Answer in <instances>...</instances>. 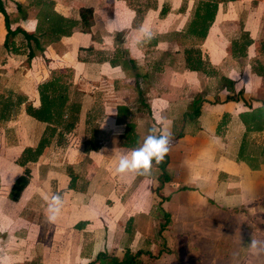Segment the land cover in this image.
I'll return each instance as SVG.
<instances>
[{
  "label": "crops",
  "instance_id": "crops-1",
  "mask_svg": "<svg viewBox=\"0 0 264 264\" xmlns=\"http://www.w3.org/2000/svg\"><path fill=\"white\" fill-rule=\"evenodd\" d=\"M1 2L10 26L28 33L38 14L78 21L80 7H91L93 24H77L28 60L18 36L21 53L3 46L0 13V264H96L97 253L119 258L125 248L145 252L146 263L170 256L173 264L175 256L182 264H222L241 255L244 264H264V238L251 233L264 226V0L217 2L202 39L186 31L195 0ZM142 27L153 33L148 42ZM189 48L210 74L184 67ZM43 81L61 109L81 98L78 119L35 161L21 160L45 133L46 124L24 110L38 106ZM125 124L132 125L130 147ZM167 124L164 174L154 165L147 175L115 174L122 154ZM24 168L26 183L13 186ZM54 193L63 205L49 223Z\"/></svg>",
  "mask_w": 264,
  "mask_h": 264
},
{
  "label": "trees",
  "instance_id": "trees-1",
  "mask_svg": "<svg viewBox=\"0 0 264 264\" xmlns=\"http://www.w3.org/2000/svg\"><path fill=\"white\" fill-rule=\"evenodd\" d=\"M222 0H195L193 14L191 20L187 26V33L195 35L202 39L205 36L207 28L213 20L217 2ZM47 6L52 7V2H44ZM0 13L3 16L5 36L3 39V46L14 54L21 53V50L15 46V38L18 36L25 45V56L29 60L36 56L40 52L44 45L58 40L62 36H69L73 27L77 24L81 26V29L87 30L92 24V9L91 7H80L78 9L79 20L75 21L69 18H64L53 12L51 14L43 13L38 14L36 17L35 31L28 33L21 29L19 26L11 27L8 14L6 13L3 4L0 0ZM244 48V46H242ZM128 62V61H127ZM127 62H122L123 66H128ZM130 64V63H129ZM184 67L189 70L199 71L204 74L211 73V66L206 60L201 59L200 52L198 49H185L183 57ZM264 75V73H263ZM135 76H138L136 73ZM39 104L33 107L31 104H26L24 107L25 113L35 119L36 121L43 122L46 124L45 133L40 138L37 146L34 149L24 148L21 152V160L35 161L38 155L41 153L43 146L47 145L53 137L60 140L69 133L75 126L78 119V113L80 104L75 99H70L64 104L61 109V98L58 97L55 92L50 93L49 84L47 81H43L36 86ZM196 101V100H195ZM61 115L58 125L51 126L52 115ZM197 115V110L192 111V117ZM187 117H191L188 115ZM132 125L125 124L124 132L122 135L123 145L130 147V141L134 139L132 134ZM166 156L162 163L153 165L157 167L163 174L165 173L164 167L166 164ZM21 165H24L20 161ZM28 170L24 168L23 174L19 176L13 186H20L26 183L28 177ZM69 176V188L75 187L76 176L68 170ZM143 251L137 250L131 253L128 248H125L121 257L109 256L104 252L97 253L95 257L96 264H150L145 262L140 257Z\"/></svg>",
  "mask_w": 264,
  "mask_h": 264
},
{
  "label": "clouds",
  "instance_id": "clouds-1",
  "mask_svg": "<svg viewBox=\"0 0 264 264\" xmlns=\"http://www.w3.org/2000/svg\"><path fill=\"white\" fill-rule=\"evenodd\" d=\"M141 36L145 42L153 38V33L145 28L140 29ZM139 42V41H138ZM172 139L171 125L167 124L161 128L152 127L149 134L145 136L143 143L131 150L129 153L119 157L115 167V174L134 173L136 175L150 174L153 162L159 165L170 151ZM63 205L62 196L54 193L47 201L48 222L54 223L61 213ZM252 246H256V241H252Z\"/></svg>",
  "mask_w": 264,
  "mask_h": 264
},
{
  "label": "rangeland",
  "instance_id": "rangeland-1",
  "mask_svg": "<svg viewBox=\"0 0 264 264\" xmlns=\"http://www.w3.org/2000/svg\"><path fill=\"white\" fill-rule=\"evenodd\" d=\"M147 1H149V0H147ZM11 9H13V7L11 6L10 7ZM37 90V89H36ZM70 99H75V100H77V101H79V100H81V98H75V97H70ZM87 104H89L88 102H87ZM26 105V104H25ZM226 228V232H231V231H233V229H234V225H231V224H226V226H225ZM246 229V226L245 225H243V226H238V229L240 230V229ZM248 228V227H247ZM251 229H252V232L251 233H254L255 235L256 234H259V235H261L263 238H264V226H262V225H254V226H252L251 227ZM261 230V231H260ZM223 234H225V232L223 231ZM230 242H232L233 244H234V242L235 241H230ZM236 243H239V244H237V245H240V243L241 242H239V241H237ZM242 244V243H241ZM239 248V247H238ZM242 250V249H241ZM168 259H166V258H154V259H152V261L154 262V264H170L169 263V260H171L170 258V256L169 257H167ZM148 260V259H147ZM184 260V259H183ZM152 261H150V260H148V262H150V264H151V262ZM176 261H179L178 263L176 262ZM185 261V264H198V263H196L197 261L195 260V262L194 261H191V260H189V259H185L184 260ZM173 264H182L181 263V258H177V257H173ZM200 264H205V263H203V261L200 263ZM222 264H244V256H241V255H238V257H229L228 259H226L225 260V262L224 263H222Z\"/></svg>",
  "mask_w": 264,
  "mask_h": 264
}]
</instances>
